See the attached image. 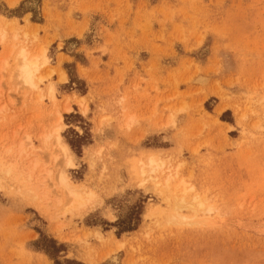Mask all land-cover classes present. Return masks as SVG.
<instances>
[{
    "label": "rangeland",
    "instance_id": "1",
    "mask_svg": "<svg viewBox=\"0 0 264 264\" xmlns=\"http://www.w3.org/2000/svg\"><path fill=\"white\" fill-rule=\"evenodd\" d=\"M43 238L64 264H264V0H0V264H54Z\"/></svg>",
    "mask_w": 264,
    "mask_h": 264
},
{
    "label": "bare ground",
    "instance_id": "2",
    "mask_svg": "<svg viewBox=\"0 0 264 264\" xmlns=\"http://www.w3.org/2000/svg\"><path fill=\"white\" fill-rule=\"evenodd\" d=\"M43 51V50H42ZM44 52V51H43ZM17 60L19 62L18 66L15 68L16 72H17V77L26 85H28L30 88H35V78L37 77V73L40 71L41 69V66L42 65H45L47 63V58L45 57V52L42 53L41 55L39 56H36L34 58H31L27 52L26 49H21L18 53V56H17ZM64 79V78H62ZM50 94H51V97L53 98V88L50 89ZM67 111H70V108L67 107L65 108ZM60 119H61V116H60ZM56 133V147H58L57 149H59V152L58 153H61L63 155V157H65L64 159L66 160L67 163L65 164H68V165H71V158H70V148L67 144L63 143L62 142V139L60 138L59 134H58V131H55ZM149 167H150V171L152 172H157L158 169L162 168L163 167V162L162 161H158L156 159H154V157H150L149 158ZM143 165V164H142ZM145 166V165H144ZM143 167V166H141ZM147 168V166L145 167ZM143 169L141 168V171ZM162 171V169L160 170V172ZM144 174L145 171L143 170L142 171ZM174 176V175H173ZM168 177V176H167ZM167 177L165 178V180L167 179ZM172 178H170V175L167 179V184L170 183V180ZM183 182V181H182ZM60 184L61 186L67 191V194H69L70 196L74 197L73 199V203L76 202V205L78 206H81L82 205V194H80V191L78 192L70 182H69V179L68 177L66 176L65 173H61L60 174ZM182 184V183H181ZM158 185V184H157ZM184 185H187L184 183ZM166 186V185H165ZM177 187L179 186L176 185ZM183 186V185H182ZM184 187V186H183ZM165 188V187H164ZM167 190V188H165ZM64 190V191H65ZM190 190H192L190 188ZM175 191V190H174ZM187 192V190H185ZM184 191V192H185ZM160 192V191H159ZM172 193V192H171ZM170 197V196H169ZM196 198L198 197H194V199L196 200ZM183 199V198H182ZM199 199V198H198ZM182 201V205H184V200H181ZM181 201L179 202L181 204ZM199 201V200H198ZM197 201V204H201L200 201L198 202ZM179 203H177L179 205ZM196 203V202H195ZM198 204V205H199ZM75 205V203H74ZM75 205V206H76ZM174 205H176V202L174 203ZM189 205V204H188ZM197 205V206H198ZM203 205V204H202ZM181 206V205H180ZM189 206H193L192 203L189 205ZM195 206V204H194ZM182 207V206H181ZM200 207V206H199ZM203 207V206H202ZM201 208V207H200ZM176 209V208H175ZM197 209V208H196ZM203 209V208H202ZM195 211V210H193ZM176 217V216H175ZM175 217L173 219H175ZM179 218V216H178ZM177 218V219H178ZM115 258V257H114ZM113 258V259H114ZM117 260V259H116Z\"/></svg>",
    "mask_w": 264,
    "mask_h": 264
},
{
    "label": "trees",
    "instance_id": "3",
    "mask_svg": "<svg viewBox=\"0 0 264 264\" xmlns=\"http://www.w3.org/2000/svg\"><path fill=\"white\" fill-rule=\"evenodd\" d=\"M135 228H125L120 231V234L125 232H132ZM39 249H41L51 260H53L54 264H64L59 260V254L63 251L64 245L59 244L57 241L49 238H43L39 242ZM65 264H81L77 261H69L66 260Z\"/></svg>",
    "mask_w": 264,
    "mask_h": 264
}]
</instances>
